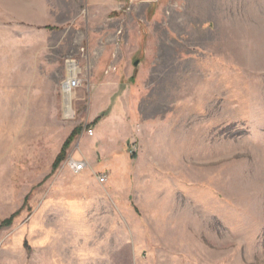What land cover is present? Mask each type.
<instances>
[{"label":"rangeland","instance_id":"obj_1","mask_svg":"<svg viewBox=\"0 0 264 264\" xmlns=\"http://www.w3.org/2000/svg\"><path fill=\"white\" fill-rule=\"evenodd\" d=\"M112 2L0 0V264H264V0Z\"/></svg>","mask_w":264,"mask_h":264},{"label":"bare ground","instance_id":"obj_2","mask_svg":"<svg viewBox=\"0 0 264 264\" xmlns=\"http://www.w3.org/2000/svg\"><path fill=\"white\" fill-rule=\"evenodd\" d=\"M79 73V69L77 65L73 61L68 62L67 66V76H68V83L72 82V79L77 77ZM73 89L69 88L67 85L63 87V108H64V115L65 118H72L74 116V110L72 106V101L74 99Z\"/></svg>","mask_w":264,"mask_h":264},{"label":"built area","instance_id":"obj_3","mask_svg":"<svg viewBox=\"0 0 264 264\" xmlns=\"http://www.w3.org/2000/svg\"><path fill=\"white\" fill-rule=\"evenodd\" d=\"M67 83H68V80H66L64 82L63 87L65 85H67L69 88L75 89V88L79 87L80 80L75 77V78L72 79V82H69V84H67ZM87 132H88V135H90V136L93 135V131L92 130H88ZM68 165L73 170V172L76 173V174H79V173L83 172L85 167H86V163L85 162L77 161L75 159H70V161L68 162ZM106 180H107L106 176L101 175V176L98 177V181L101 184L105 183Z\"/></svg>","mask_w":264,"mask_h":264},{"label":"trees","instance_id":"obj_4","mask_svg":"<svg viewBox=\"0 0 264 264\" xmlns=\"http://www.w3.org/2000/svg\"><path fill=\"white\" fill-rule=\"evenodd\" d=\"M73 139V137L71 136L70 139L65 143V145L63 146V149H62V152L61 154L59 155V157L57 158L55 164H54V168L57 169L58 165L60 162H62L63 160V157L65 156V150L67 149V147H69V144L71 142V140ZM13 222V217L9 218L8 220H6L3 224H2V227L4 225L5 226H10Z\"/></svg>","mask_w":264,"mask_h":264},{"label":"crops","instance_id":"obj_5","mask_svg":"<svg viewBox=\"0 0 264 264\" xmlns=\"http://www.w3.org/2000/svg\"><path fill=\"white\" fill-rule=\"evenodd\" d=\"M109 1V3H113L112 1H118L119 5L118 6H129V7H133L135 5V2L137 0H107ZM95 6V5H94ZM111 6L114 8L115 5L114 4H111ZM100 129V128H99ZM101 131V129H100Z\"/></svg>","mask_w":264,"mask_h":264},{"label":"water","instance_id":"obj_6","mask_svg":"<svg viewBox=\"0 0 264 264\" xmlns=\"http://www.w3.org/2000/svg\"><path fill=\"white\" fill-rule=\"evenodd\" d=\"M138 64V62H136V64L135 65H137Z\"/></svg>","mask_w":264,"mask_h":264}]
</instances>
